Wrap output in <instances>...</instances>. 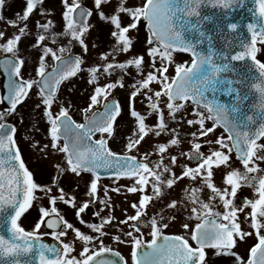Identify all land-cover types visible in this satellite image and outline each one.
Instances as JSON below:
<instances>
[{"label":"snow or ice","instance_id":"snow-or-ice-1","mask_svg":"<svg viewBox=\"0 0 264 264\" xmlns=\"http://www.w3.org/2000/svg\"><path fill=\"white\" fill-rule=\"evenodd\" d=\"M5 5L0 264H209L208 250L229 264H264V0H61L59 28L45 0H23L12 19ZM93 18L108 29L107 50L89 42ZM178 53L189 59L178 62ZM80 77L91 88L78 109L82 123L71 96L61 97L62 85ZM117 89L126 92L123 105ZM29 100L46 142L23 139L40 159L61 156L46 182L17 140ZM124 112L129 131L114 151ZM30 131H40L38 122ZM68 174H88L82 199L78 185L62 186ZM111 193L125 196L131 214L115 215ZM32 209L26 230L21 218ZM179 216L181 231L168 234Z\"/></svg>","mask_w":264,"mask_h":264},{"label":"rangeland","instance_id":"rangeland-1","mask_svg":"<svg viewBox=\"0 0 264 264\" xmlns=\"http://www.w3.org/2000/svg\"><path fill=\"white\" fill-rule=\"evenodd\" d=\"M91 0H85V3H90ZM45 5L48 10L53 12L52 19L57 24L58 28L62 22L61 18V12H62V6H61V0H46ZM23 8V0H6V5L3 10V15L6 19H12L15 18V13L21 11ZM36 17L34 16L33 19ZM92 23L95 25L94 29L91 32V35L89 36V42L91 43H97L100 46L99 50H107L110 45L109 35H108V29L107 27L99 22L97 19L93 18ZM4 28L3 22H0V29ZM9 31H11L9 29ZM141 39L143 38V33L140 34ZM25 45H27V41H24V44L21 45L22 50H24L25 54H29L31 52L30 47L25 49ZM139 49V45L137 46ZM74 53H80L81 49L79 47H76L73 49ZM90 56L92 58H95L96 56V50H90ZM31 59V57H30ZM120 59H123V57H120ZM183 55L176 54V60L178 62H183L184 60H187ZM32 66L29 64L28 67L25 69V74L31 72ZM2 76L0 74V91H2ZM131 83L130 81L128 82ZM74 86V91L72 93L68 92V88ZM91 88L86 85L84 82L83 77L77 78L73 82L64 85L61 88V97L67 98L69 95L71 96L73 104L76 106L73 108L71 114L72 116L78 120H83L82 114L79 112V108L86 106L87 103V96L90 93ZM115 98L119 99L121 104L123 105L127 99L126 92L121 89H117L114 93ZM32 101L29 100L24 108L21 109V111L25 114V121L23 126H19V130L17 133V140L19 145L26 151L27 153V160L30 162H33V164H36L38 167L45 168L49 174H53V163L58 162L61 159V156L59 154L54 156H49L48 159H40L39 155L29 147L28 143L23 139L25 135L34 136L35 140L41 141V143L46 142L44 140V133L46 130L47 125L43 122L42 119H40L39 113H31V107H32ZM137 108H140L139 103H137ZM38 122V127L40 129L39 132L30 131L32 129L33 123ZM128 116L127 112H124L122 114V117L118 120L117 125V140L111 141L110 146L113 148L114 151H120L123 141L120 139L123 135H126L129 131L128 128ZM146 147V145H145ZM46 179V178H45ZM45 179L43 181H45ZM89 179V176L84 175L82 178L75 177L72 174H68L62 179V186L65 187L66 191L71 190L75 188L78 185V192H77V198L82 199L85 192V182ZM218 179V177H217ZM120 183H127V181H120ZM101 185H111V183L105 182L101 183ZM245 194L249 192L248 189H244ZM101 195H102V189H101ZM112 201L115 205V215L121 216V210L124 208H128V203L125 202V196L124 195H118L115 193H111ZM136 199V196L133 194H129L127 196V201L132 202ZM61 210L66 208V206L60 205ZM35 210V209H34ZM90 210H94L93 213L97 210V207H91ZM129 213L131 214L132 210L128 208ZM151 211V209L149 210ZM36 211L31 212L30 215L27 216L26 225L30 229L33 223L34 218L36 217ZM186 215V214H185ZM94 217V216H93ZM95 218V217H94ZM185 219V216H179L178 219L173 222L169 229H167V233H178L181 231L179 225L183 220ZM106 243H109V241L106 239ZM251 243V241H249ZM123 247L119 246L118 248ZM247 245H241L239 248V251L241 254H244L245 248ZM122 249V248H121ZM210 258L215 257L214 253L211 252L209 254ZM211 264H229L228 258H218L214 259V262H210Z\"/></svg>","mask_w":264,"mask_h":264},{"label":"flooded vegetation","instance_id":"flooded-vegetation-1","mask_svg":"<svg viewBox=\"0 0 264 264\" xmlns=\"http://www.w3.org/2000/svg\"><path fill=\"white\" fill-rule=\"evenodd\" d=\"M75 80V79H74ZM74 80H72L71 82H73ZM66 84H69V83H65L64 85H66ZM64 85H62V87L64 86ZM74 118V117H73ZM75 119V118H74ZM76 120V119H75ZM77 122H83V120H81V121H78V120H76ZM21 147V146H20ZM21 149H22V152H23V155H24V158H25V160H26V162H27V164H28V166H29V168L36 174V178L38 179V180H40V181H43L45 178V182L46 181H48L49 180V178H50V176L52 175V174H49L48 173V171L45 169V168H43L42 166L41 167H38L36 164H33V162H30V161H28L27 160V153H26V151L21 147ZM84 175H87L88 176V174H84ZM105 182H108V183H111V180L110 179H107V180H101V183H105ZM33 211H35L34 209H32V210H30L29 211V213H26L22 218H21V225L26 229V230H30L29 228H28V226L26 225V220H27V216L28 215H30V213L32 212L33 213ZM62 211V213L66 216V218L67 219H69V221L70 222H73V223H76V226H78V227H82V226H80L75 220H74V217H73V212H72V210L71 209H69V208H64V209H62L61 210ZM94 211V210H93ZM93 211L92 210H89L86 214H84V219L86 220V221H89V222H91L92 220H94L95 218L93 217V215H92V213H93ZM168 234H173V233H168ZM43 240H44V242L45 243H54V241L51 239V237L50 236H44L43 237ZM122 248V249H121ZM118 250L121 252V254L122 255H124L125 256V258H128V256H129V248L127 247V246H123V247H120V248H118ZM211 252H213L212 250H208V258H209V264H211L210 262H214V259H216V257H213V258H210L209 257V254L211 253ZM214 264V263H213Z\"/></svg>","mask_w":264,"mask_h":264},{"label":"water","instance_id":"water-1","mask_svg":"<svg viewBox=\"0 0 264 264\" xmlns=\"http://www.w3.org/2000/svg\"><path fill=\"white\" fill-rule=\"evenodd\" d=\"M239 14H243L246 18H250L249 14L247 13L246 9H241ZM2 73V71H0ZM3 75V74H2ZM4 77V75H3ZM74 79V78H73ZM7 83L6 77H4V82L2 83L3 85ZM103 179V178H102Z\"/></svg>","mask_w":264,"mask_h":264}]
</instances>
